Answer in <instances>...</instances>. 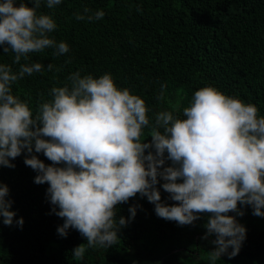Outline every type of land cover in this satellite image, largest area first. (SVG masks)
Here are the masks:
<instances>
[{"label": "clouds", "instance_id": "1", "mask_svg": "<svg viewBox=\"0 0 264 264\" xmlns=\"http://www.w3.org/2000/svg\"><path fill=\"white\" fill-rule=\"evenodd\" d=\"M44 2L52 9L61 0ZM30 3L0 0V51L13 52L19 65L13 71L0 63V166L14 168L11 160L22 151L42 152L51 161L46 165L34 154L24 158L38 173L34 182L49 185L53 211L64 220L58 233L66 237L72 228L86 239L72 250L73 259L82 260L89 247L118 243L117 233L128 220L116 219V206L138 193L155 205L158 217L181 226L210 214L204 238L215 234L216 247L208 259L216 264L224 254L235 257L246 228L228 213L242 216L239 203L264 216V116L257 106L206 85L194 92L182 116L173 114L179 105H170L171 110L154 113L150 125L144 99L119 88L110 73L96 78L76 71L69 83L52 87L51 99L42 98L33 114L13 94L12 85L44 66L21 60L48 48L60 56L69 45L50 36L57 24L52 15L38 13L42 0ZM104 15L85 6L75 18L90 22ZM53 67L47 65L49 71ZM165 90L161 85L158 101L166 99ZM148 136L151 140L145 142ZM161 179L163 190L177 203L161 201ZM8 193L7 185L0 184V217L11 226L15 212ZM129 211V219L134 218L137 206ZM23 222L21 217L16 223Z\"/></svg>", "mask_w": 264, "mask_h": 264}, {"label": "trees", "instance_id": "2", "mask_svg": "<svg viewBox=\"0 0 264 264\" xmlns=\"http://www.w3.org/2000/svg\"><path fill=\"white\" fill-rule=\"evenodd\" d=\"M24 2L32 6L30 0ZM85 6L103 10L104 17L77 20L75 14ZM37 11L52 15L57 28L50 36L66 42L69 51L55 56L48 48L21 60L44 66L12 85L13 94L27 102L33 114L42 98L51 99L52 87L64 86L79 71L96 78L110 73L119 88L139 95L149 110L150 125L154 113L171 110L170 105H179L173 114L182 116L194 92L206 85L255 104L258 115L264 116V0H61L52 9L42 0ZM14 55L0 51V63L17 71ZM49 63L54 65L51 71ZM161 85L166 86L164 101L156 98ZM148 131L146 127L145 135ZM32 154L51 163L42 152L22 151L11 160L14 168L0 166V184L7 185L15 212L11 226L0 217V264H211L208 252L216 247V237L204 238L210 214L181 226L158 217L155 205L139 193L116 206V219L128 220L117 233L118 243L89 247L82 260H74L72 250L86 239L72 228L66 237L58 233L64 220L53 211L49 185L36 184L38 173L24 163L25 155ZM162 183L157 185L161 201L177 203ZM132 205L137 211L129 219ZM238 208L242 216L228 214L246 228V238L235 257L224 254L216 264H264V216L253 215L251 205L238 203Z\"/></svg>", "mask_w": 264, "mask_h": 264}, {"label": "water", "instance_id": "3", "mask_svg": "<svg viewBox=\"0 0 264 264\" xmlns=\"http://www.w3.org/2000/svg\"><path fill=\"white\" fill-rule=\"evenodd\" d=\"M232 215H233V212H232Z\"/></svg>", "mask_w": 264, "mask_h": 264}]
</instances>
